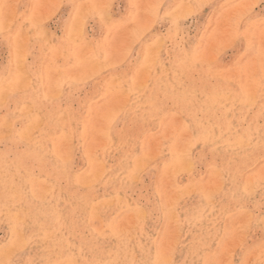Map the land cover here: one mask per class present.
I'll return each mask as SVG.
<instances>
[{
	"label": "rangeland",
	"instance_id": "1",
	"mask_svg": "<svg viewBox=\"0 0 264 264\" xmlns=\"http://www.w3.org/2000/svg\"><path fill=\"white\" fill-rule=\"evenodd\" d=\"M262 160L264 0H0V264H264Z\"/></svg>",
	"mask_w": 264,
	"mask_h": 264
},
{
	"label": "bare ground",
	"instance_id": "2",
	"mask_svg": "<svg viewBox=\"0 0 264 264\" xmlns=\"http://www.w3.org/2000/svg\"><path fill=\"white\" fill-rule=\"evenodd\" d=\"M188 102H189V101H188ZM216 117H217V116H216ZM201 119H202V118H201ZM202 120H203V119H202ZM214 121H215V120H214ZM188 122H189V121H188ZM192 125H193V123H192ZM141 126H142V125H141ZM221 126H222V125H221ZM222 127H223V126H222ZM192 128H193V127H192ZM197 130H198V129H197ZM190 131H191V130H190ZM82 132H83V131H82ZM129 139H130V138H129ZM169 144H170V143H169ZM165 145H166V144H165ZM214 146H215V145H214ZM127 148H128V147H127ZM211 149H212V148H211ZM208 150H209V149H208ZM213 150H214V149H213ZM218 150H219V149H218ZM218 150H217V151H218ZM217 151H216V152H217ZM203 152H204V151H203ZM203 152H202V153H203ZM167 153H168V152H167ZM209 153H210V151H209ZM212 153H213V152H212ZM217 153H218V152H217ZM219 154H220V153H219ZM213 155H214V154H213ZM216 155H217V154H216ZM249 156H250V155H249ZM231 157H232V156H231ZM171 158H172V157H171ZM251 159H252V158H251ZM232 160H233V159H232ZM241 160H242V159H241ZM247 160H248V159H247ZM262 161H263V160H262ZM237 162H238V161H237ZM263 162H264V161H263ZM230 163H231V162H230ZM231 165H232V164H231ZM238 166H239V165H238ZM231 168H232V166H231ZM238 168H239V167H238ZM248 171H249V170H248ZM242 173H243V172H242ZM231 175H232V174H231ZM242 175H243V174H242ZM235 178H236V177H235ZM252 178H253V177H252ZM236 180H237V179H236ZM236 180H235V181H236ZM236 183H237V182H236ZM234 184H235V183H234ZM230 189H231V187H230ZM225 190H226V189H225ZM233 192H234V191H233ZM184 237H185V236H184Z\"/></svg>",
	"mask_w": 264,
	"mask_h": 264
}]
</instances>
